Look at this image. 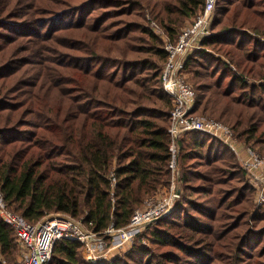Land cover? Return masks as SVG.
Returning a JSON list of instances; mask_svg holds the SVG:
<instances>
[{"label":"trees","instance_id":"trees-1","mask_svg":"<svg viewBox=\"0 0 264 264\" xmlns=\"http://www.w3.org/2000/svg\"><path fill=\"white\" fill-rule=\"evenodd\" d=\"M204 0H0V193L35 224L83 219L103 234L168 188L165 37ZM193 113L264 156V0H217L212 34L188 58ZM175 211L104 264H264V206L232 151L198 131L178 141ZM9 209V210H10ZM20 245L0 218V264ZM76 240L49 264H90Z\"/></svg>","mask_w":264,"mask_h":264},{"label":"built area","instance_id":"built-area-1","mask_svg":"<svg viewBox=\"0 0 264 264\" xmlns=\"http://www.w3.org/2000/svg\"><path fill=\"white\" fill-rule=\"evenodd\" d=\"M217 0H204L201 10L195 15L192 24L185 28L175 41L165 37L156 23L154 30L162 36L166 61L162 68L161 81L165 93L170 97L169 167L172 180L166 194L160 198H150L143 209L134 212L129 225L115 230L110 227L103 234L93 232L83 219L75 220L65 215L49 214L35 224H30L13 214L8 209L0 193V218L13 227L20 245L21 255L17 264H49L54 244L57 240H76L84 246L83 257L90 264H102L110 256L112 248L106 249L104 239L109 234L118 232V238L130 241L142 229L152 222L170 216L176 208L179 196L176 194L178 176L176 161L179 148L178 141L183 133L198 131L207 134L226 145L246 171L249 184L256 191V208L264 206V156L247 146L238 143L232 129L221 122L197 116L193 113L195 106L194 88L187 78L185 65L192 53L201 49V43L211 36ZM124 236V237H122ZM133 241V239H132Z\"/></svg>","mask_w":264,"mask_h":264},{"label":"rangeland","instance_id":"rangeland-1","mask_svg":"<svg viewBox=\"0 0 264 264\" xmlns=\"http://www.w3.org/2000/svg\"><path fill=\"white\" fill-rule=\"evenodd\" d=\"M195 17V16H194ZM194 17L193 18H191V19H189V20H187L186 21V23H184L181 27H180V33L185 29V28H187V27H189L191 24H192V21H193V19H194ZM215 17V16H214ZM146 18H147V20L148 21H151L152 23H156V22H153L152 20H151V18L149 17V15H147L146 16ZM212 26H213V23H212V25H211V34H212ZM179 33V34H180ZM179 36V35H178ZM177 36V37H178ZM177 39V38H176ZM187 78H188V80H189V82L191 83V81H190V74L188 73L187 74ZM192 84V83H191ZM209 119H212V118H209ZM213 120V119H212ZM237 138V137H236ZM237 140H238V143L239 144H241L242 146H245L238 138H237ZM248 147V146H247ZM250 148H252V147H250ZM252 149H255V148H252ZM255 151L256 152H258L257 151V149H255ZM259 154H260V152H258ZM263 156V155H262ZM176 181H177V179H176ZM176 184H177V182H176ZM169 188V187H168ZM168 188H166V187H163V188H161V190L158 192V194H156L155 196H153L154 198H160V197H163V196H165V194H166V189H168ZM152 197V198H153ZM176 204H177V202H176ZM254 205H255V200H254ZM146 207V206H145ZM256 207V206H255ZM10 209V208H9ZM10 212L11 213H13L12 211H11V209H10ZM13 214H15V213H13ZM54 214H57V215H64V214H60V213H54ZM18 215V214H17ZM49 215V214H48ZM65 216H68V215H65ZM68 217H70V216H68ZM70 218H72V217H70ZM73 219V218H72ZM76 220V219H75ZM148 226V225H147ZM146 226V227H147ZM145 229V228H144ZM144 229H142L141 231H143ZM140 231V232H141ZM118 236H121V235H119L118 234V232H116V233H113V234H109V238H106V239H104V241L106 242V246H105V248L106 249H109V248H112V249H114V250H117V251H119L120 252V255L122 254V253H124V252H126L128 249H126V250H124V247L125 246H128V247H131V245L134 243V239H135V237L134 238H132L133 239V241H132V239L130 240V241H123V242H121V240L123 239V238H118ZM136 236V235H135ZM103 237H106V235H104V233H103V235H101V237H99L98 236V238H103ZM122 237H124V236H122ZM19 248V247H18ZM19 251H18V253H17V255H16V261H15V263L14 264H17V262L19 261V259H20V253H21V249L19 248L18 249ZM83 252H84V248H83ZM110 256H109V258H108V260L106 261V262H108L109 260H110ZM106 262H104V263H106ZM104 263H102V264H104ZM4 264H8V263H4Z\"/></svg>","mask_w":264,"mask_h":264},{"label":"crops","instance_id":"crops-1","mask_svg":"<svg viewBox=\"0 0 264 264\" xmlns=\"http://www.w3.org/2000/svg\"><path fill=\"white\" fill-rule=\"evenodd\" d=\"M121 242H123V239L121 240ZM128 248H130V247L125 246V247H124V250H126V249H128ZM117 254H120V252L117 251V250L111 249L110 257H113V256H115V255H117Z\"/></svg>","mask_w":264,"mask_h":264},{"label":"water","instance_id":"water-1","mask_svg":"<svg viewBox=\"0 0 264 264\" xmlns=\"http://www.w3.org/2000/svg\"><path fill=\"white\" fill-rule=\"evenodd\" d=\"M180 192H181V190H180V188L178 187V188H177V191H176V194L179 196V195H180Z\"/></svg>","mask_w":264,"mask_h":264}]
</instances>
